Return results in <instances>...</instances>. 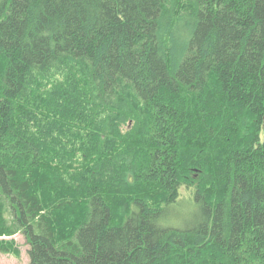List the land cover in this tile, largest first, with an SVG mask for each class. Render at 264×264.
<instances>
[{"label": "trees", "instance_id": "obj_1", "mask_svg": "<svg viewBox=\"0 0 264 264\" xmlns=\"http://www.w3.org/2000/svg\"><path fill=\"white\" fill-rule=\"evenodd\" d=\"M17 233L28 264H264V0H0L2 252Z\"/></svg>", "mask_w": 264, "mask_h": 264}, {"label": "rangeland", "instance_id": "obj_2", "mask_svg": "<svg viewBox=\"0 0 264 264\" xmlns=\"http://www.w3.org/2000/svg\"><path fill=\"white\" fill-rule=\"evenodd\" d=\"M182 194L188 195V191L185 188H182ZM102 206L98 203L97 207L95 208V215L93 216L94 223L92 224V227L97 228L96 225L100 224L101 222H105L107 219L106 215V208L104 207L101 209ZM174 209L171 211L169 218L173 223H179L183 222V220H187L190 217V213L192 212V206L190 204V201L188 199H185L182 205L174 206ZM107 232L111 229L110 227H107ZM129 229V227H128ZM89 233V232H88ZM13 238L16 240V243L19 247V254H12V253H4L0 250V264H28L29 263V256L27 253V250L29 248L28 243L26 242V239L23 234L17 233L13 236ZM88 239H92V235L88 237ZM113 239L111 243H104V237L100 239V241L90 242L88 243L86 254L87 257L89 255L90 248H93V251H102L103 249L107 248L108 244H116L123 242L126 246H129L133 240L128 236L127 230L125 231H119L115 233V235L110 236V241ZM103 244V245H102ZM99 248V249H98Z\"/></svg>", "mask_w": 264, "mask_h": 264}]
</instances>
